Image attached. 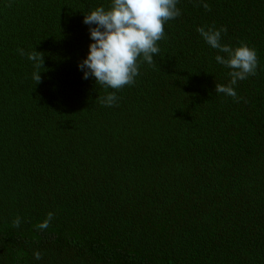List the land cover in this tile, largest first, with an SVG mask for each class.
<instances>
[{
	"label": "trees",
	"instance_id": "trees-1",
	"mask_svg": "<svg viewBox=\"0 0 264 264\" xmlns=\"http://www.w3.org/2000/svg\"><path fill=\"white\" fill-rule=\"evenodd\" d=\"M199 2L114 90L79 67L85 13L111 0H0V264H264V0ZM213 24L256 50L246 103L215 91ZM19 49L44 53L39 83Z\"/></svg>",
	"mask_w": 264,
	"mask_h": 264
},
{
	"label": "clouds",
	"instance_id": "clouds-1",
	"mask_svg": "<svg viewBox=\"0 0 264 264\" xmlns=\"http://www.w3.org/2000/svg\"><path fill=\"white\" fill-rule=\"evenodd\" d=\"M179 0H111L110 5L95 7L85 13L84 23L90 26L92 43L89 45L87 57L79 64L84 72V79L95 77L96 83L105 88L120 90L126 85L135 83L142 62L154 64V54L159 55L158 41L165 38V24L179 17L181 9L177 6ZM202 6L210 11L211 6L200 0L197 7ZM95 25V26H92ZM197 32L213 49L218 50L215 56L217 63L230 69L228 84H216V93L230 96L236 103L244 99L237 95L234 85L238 81L254 76L258 67L256 50L246 42L239 46L222 43V33L227 27L217 28L214 24L197 27ZM20 55H27L34 62L33 79L41 81V66H44V53L34 50L25 53L18 50ZM220 53H223L220 54ZM142 58V59H141ZM99 98V97H98ZM106 106L116 103V92H110L99 98ZM54 217L48 212L46 219L37 225L40 230L47 229ZM19 216L13 221L14 227H19ZM35 258L41 259V253L35 252Z\"/></svg>",
	"mask_w": 264,
	"mask_h": 264
}]
</instances>
